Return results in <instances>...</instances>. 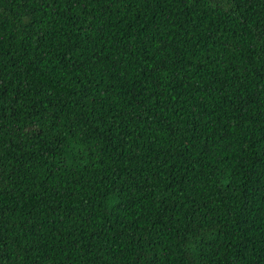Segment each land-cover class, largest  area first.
<instances>
[{
  "label": "trees",
  "instance_id": "1",
  "mask_svg": "<svg viewBox=\"0 0 264 264\" xmlns=\"http://www.w3.org/2000/svg\"><path fill=\"white\" fill-rule=\"evenodd\" d=\"M0 264H264V0H0Z\"/></svg>",
  "mask_w": 264,
  "mask_h": 264
}]
</instances>
